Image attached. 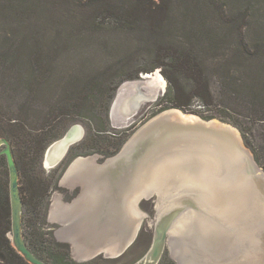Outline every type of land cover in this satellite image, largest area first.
<instances>
[{
	"label": "trees",
	"instance_id": "16d2710c",
	"mask_svg": "<svg viewBox=\"0 0 264 264\" xmlns=\"http://www.w3.org/2000/svg\"><path fill=\"white\" fill-rule=\"evenodd\" d=\"M159 68L168 88L158 113L190 112L202 102V116L236 126L264 169V0H0V138L13 146L23 235L41 259L95 264L104 258L75 261L70 244H47L39 220L47 219L51 189H62L59 182L74 159L95 151L105 160L121 150L127 137L107 142L97 136L109 131L115 92ZM77 117L105 124L71 149L51 185L46 152ZM0 163V264H30L10 238L5 155ZM58 248L64 249L62 259ZM159 264H166L163 257Z\"/></svg>",
	"mask_w": 264,
	"mask_h": 264
},
{
	"label": "water",
	"instance_id": "95a60500",
	"mask_svg": "<svg viewBox=\"0 0 264 264\" xmlns=\"http://www.w3.org/2000/svg\"><path fill=\"white\" fill-rule=\"evenodd\" d=\"M146 74L149 73L141 74L140 79L125 81L118 87L110 109L114 129L132 127L137 121L141 104L159 99L156 87L152 86L150 80L144 79ZM175 110L187 114L179 108L158 113L141 125L115 156L104 160L108 167L122 170L116 174L115 185L111 182L112 192L108 195L105 193L107 197L104 194L107 210L114 206V200L119 203L122 194L130 190L133 174L145 164L147 169L143 168L141 178L155 173L157 182L163 188L169 182L179 181L188 196L194 199L183 198L178 203L195 209L193 219L185 217L184 221L179 220V215L185 212L182 209L159 217L151 249L134 264H159L167 245L171 246L172 255L178 264H264V169L257 164L240 130L235 126L200 117L195 122L184 121ZM75 125L48 148L44 165L56 147L68 138ZM80 141H73L69 149ZM162 142L172 144L168 152L171 156L169 161H164L161 155L164 152H155L157 155L153 152ZM208 153L212 155L208 156ZM0 155L6 156L10 173L12 243L30 264H49L30 249L23 235L20 172L13 146L5 137L0 138ZM162 163H167L164 170H161ZM240 187L253 191L252 198L256 203L253 217L233 214V206L238 203L232 199L239 194ZM155 194L152 192L151 197ZM211 197H215L218 208L211 204ZM222 198H228L226 209L220 204ZM172 202L177 204L176 201ZM136 239L137 236L116 258L123 256ZM193 250L198 255L195 256ZM97 256L80 261L86 262ZM104 256L112 259V256Z\"/></svg>",
	"mask_w": 264,
	"mask_h": 264
},
{
	"label": "bare ground",
	"instance_id": "6f19581e",
	"mask_svg": "<svg viewBox=\"0 0 264 264\" xmlns=\"http://www.w3.org/2000/svg\"><path fill=\"white\" fill-rule=\"evenodd\" d=\"M144 79L150 80V83L152 84V86L156 87V89H157L156 96L161 97L163 95V93H166L167 87H168V82L165 79V77L163 76V74L160 72V70L155 71L154 73H149V74L144 75ZM175 111L178 113V115L184 121L195 122V121L199 120V117L196 115H192V114H188V113L185 114V113L181 112L180 110H175ZM82 133H83V129L81 127H79L78 125H75L73 127L72 131L70 132V134L68 135V138L64 139L59 144V146L56 147L55 153L52 156L53 161H52V159H49L51 156L46 159L47 165L51 166L52 164H54L55 156L56 157L58 156L56 159L63 157L64 154L66 153V151L69 149L70 144L73 141L81 140L80 138L82 137ZM182 137H181V139H182ZM171 145H172L171 143L169 144L168 142H162L159 145H157V147L153 150V152L154 153L157 152V154H159L160 151L164 152V153H161V155H163L165 158L164 161H169L171 159V156L168 152H169V149L171 148ZM211 155H212V153H208V156H211ZM166 164L167 163H162L161 170L165 169ZM143 168L147 169V165L146 164L142 165L140 167L141 170L136 171V174H133L134 177L131 179L130 190L125 191V193H124L125 195L121 198V201L123 202V208H124L122 210V212L124 214H122V212H121L120 214H118L116 216L115 213H114V215H112L111 212H109L108 214H111L112 216L110 217V221L108 223H106V220L102 221V220H100V218H98L99 216L102 217V214H107V212L104 213L103 212V206L101 205V203L99 205V203H97V202L100 198H104L105 193H107V195H108L109 192H112V190H113V188H111L112 183L114 184V182L116 180L115 178L117 175L109 174L108 177H106L104 179L97 177L98 181L95 184V182L93 180L89 179L88 175L86 176L87 178L84 177L83 174H81L82 170L81 169H80L81 171L79 170L80 178L81 179L85 178L86 181H88V187L92 188V189L88 190L86 193L92 194V196H89L88 198H84L83 201L80 200L81 202H79V205H73L67 211L62 210V215L66 216V217L69 216L73 212H75V213H73L74 215H76L77 213L78 214L80 213L83 216L80 218L81 223H79V224L77 223V224L79 225L80 234L83 237L82 239L85 242H88L89 244L86 247L82 244L76 245V250L78 249L77 250V257H80L81 255L86 254L88 251L89 252L91 251L90 253H92V254L89 255V258L95 257L97 255H101V254H103V255L105 254L108 256H112V258L113 257L116 258L117 255H119L126 247H128V245H130L133 242V239L135 238L137 229L141 224V222H139V219L142 217V215L139 217L140 211L139 210L137 211V203L139 202V199H141L143 197H151L152 192L156 193L154 196L161 198L160 199L161 201H159V203H161L160 204V206H161V209H160L161 217L168 214L169 212H171L173 210L182 209L184 211L186 210V212L185 213L182 212V214L179 215V217H178L179 220L184 221L185 217H187L189 219L194 218L193 216L196 215V213L195 214L193 213L195 210L194 208L181 206L178 204L179 201L182 200L183 198H189V199L192 198L193 199V197L188 196L187 191L179 184V181H175V182H171V183L169 182V184L165 188H163V186H161V183L157 182V177L155 176V173H152V174L150 173V175L146 174V178H141ZM119 170H121V168H118L116 170V173L119 172ZM121 172H122V170H121ZM93 177H95V176H93ZM105 181H107V183H106L107 187L106 188L104 185ZM246 189L247 188H245V187H240L238 190L239 194L234 196V199H232L233 202H236V204L238 203L236 206H233V208L235 210L233 212V214L235 216L247 215V216L253 217L255 215L256 203L253 201V198H252L253 197V195H252L253 191L252 190L246 191ZM173 192H176V195L173 194ZM107 195L105 194L106 197H107ZM173 195H175V196H173ZM119 198H120V196H119ZM228 198H230V196ZM228 198H222V202L220 203L224 209H226V207L228 206V205L226 206V200ZM172 201H176L177 204H173ZM210 201H211L212 205H215L214 206L215 208H218V205L216 204L217 201H216L215 197H211ZM194 203L195 204L197 203L196 200ZM128 204H130L129 208H128ZM172 205H174V207ZM200 205H202V204H200ZM197 208H198V206H197ZM60 210L61 209L59 207L56 209L57 214ZM114 210H115V208H114ZM115 211H117V210H115ZM129 213H131V215ZM57 214H56V216L58 218H60L61 216L57 215ZM128 219L130 220V225L133 226L131 228L132 229L131 236L121 246H120L121 242H119V241L112 243L111 238L113 236H116V234L112 233V232L117 231V232L123 233V234L130 233V230H129L128 225H127ZM133 219H134V221H133ZM115 229H117V230H115ZM106 235H107L108 243L107 242L104 243L106 240ZM118 235H120V234H118ZM136 241L137 240H135V242ZM130 247L128 248V250L130 249ZM178 252H180V251H178ZM192 252L194 253L195 256L198 255L196 250H193Z\"/></svg>",
	"mask_w": 264,
	"mask_h": 264
},
{
	"label": "rangeland",
	"instance_id": "374dc122",
	"mask_svg": "<svg viewBox=\"0 0 264 264\" xmlns=\"http://www.w3.org/2000/svg\"><path fill=\"white\" fill-rule=\"evenodd\" d=\"M148 65L149 64H139V66H143V67L148 66ZM158 70H160V72H161V68L156 69L155 71H158ZM138 79H140V78H138ZM116 92H115V95H116ZM163 97L164 96L159 97V99L157 101H155V102L145 101V102H143L141 104L140 109H139V112H138V115L136 117L137 121L132 126L133 129L130 130L129 132L128 131L125 132L126 129H114L113 128L112 123H111V119H110V111H109L108 118H107V121L108 122L106 121L107 124H108V130L109 131L107 133H105V134L104 133H100L102 135H97L98 138H101L102 140L106 139V140H108L107 142H109V141H113V142L119 141L120 139H124L126 137L129 139L130 136L141 125H143L144 123H146L149 119H151L153 116H155L160 111V109L162 107V105H160L161 104V99ZM114 99H115V96L113 98V101H114ZM111 105H112V103H111ZM204 108H205V106L203 105V103L200 102V101H197L195 103V105H193V107H191V111L190 112H186V113H190L192 115H196V116H198V117L206 120L202 116V113L205 111ZM110 109H111V107H110ZM214 119H217V120L222 121L220 118H214ZM91 120L87 119L86 117H77V119H76V122H75L76 125L82 126L83 132L85 130L83 139H81L82 141L88 136V133L89 132L95 134L94 130H97V131L98 130H101L102 129V126H103V123L105 124V122H104L105 120L104 119H103V121H100V120L97 121L95 119L92 120V121ZM211 120H213V119H211ZM116 135L118 137L116 138V140H114L113 139V136H116ZM80 143H81V141L78 142L77 144L73 145L70 149H68L69 150V153H70V151H71V149L73 147L75 148ZM68 150L66 151V153L68 152ZM93 153L94 154H92L90 156L96 155V156L99 157V159H100L101 162L104 161L103 160V155L100 154V152L99 153H96L95 151H93ZM65 154H64V156H65ZM57 157L55 156V158H54V163L55 164H52L51 165L52 168L48 167V165L46 164V161H45V165H44L45 168H46L45 169V172H46V176L45 177L47 178L48 182L52 183L51 185H54V182L56 180V177L59 175L57 173L58 170H57L56 173H54L56 171L54 169H56L57 167H59V165L63 162L62 161L59 164V162L61 161V159L63 157L56 159ZM67 157H68V155H67ZM81 157H87V156H81ZM49 159H52V161H53V158L52 157H50ZM3 170L4 169L2 167V163H0V174H2ZM49 175H50V177H49ZM4 179H5V177L4 176L3 177L1 176V181L3 180V182H4ZM20 184H21V175H20ZM0 185H1V182H0ZM21 192H22V190H21ZM57 193L64 194V196H65V198H66L67 201L71 200L76 195V192L74 193V192H70V191H68L66 189H63V188L61 190H59L58 188H56V189H51V200H52V197L55 194H57ZM173 194L176 195V192H173ZM175 195H173V196H175ZM56 196H58V195H56ZM160 199L161 198H159L157 196H154V197H143V198L139 199V202L141 201V203L139 204V207L140 208L137 207V211L138 210L140 211L139 212V217L142 215V217L139 219V222H143V223H142L141 232L139 234V237H138L137 241L130 247V249L121 258H119L117 260H112L113 258L111 259V258H107V257L104 256V258H101L95 264H134V263L138 262L140 259H142L148 253V251L151 249L152 244H153V241H154V237H155V225H156L157 220L159 219V217H161V214H160V209H161L160 204L161 203H159V201H161ZM172 206L174 207V205H172ZM129 207H130V204H128V208ZM51 209H52V206L50 207V211L49 212H51ZM23 211H24V207H23ZM185 212H186V210H185ZM185 212H183V213H185ZM122 214H124V213L122 212ZM129 214L131 215V213H129ZM49 217L50 216L47 215V219L45 221L42 220V218H41V220H39V223L42 226L41 233L44 234V238L47 240V244H49V241L52 240V239H55L57 242H61L57 238V232H58L59 225L50 223L49 222ZM133 221H134V219H133ZM62 251H64V249H61V248H58L55 251V253L57 254V257H59L61 259H62V254H64V252H62ZM71 252H72V249H71ZM74 254H75V252H74ZM72 257H73V253H72ZM163 258H164V263H166V264H169L168 261H167V259H171L176 264H178V262L176 261V259L172 255V248H171L170 245H167V247L165 249V252L163 254Z\"/></svg>",
	"mask_w": 264,
	"mask_h": 264
},
{
	"label": "crops",
	"instance_id": "0c3cea01",
	"mask_svg": "<svg viewBox=\"0 0 264 264\" xmlns=\"http://www.w3.org/2000/svg\"><path fill=\"white\" fill-rule=\"evenodd\" d=\"M68 153H69V150L65 154V156L61 159L59 164L67 157ZM105 162L106 161H102L101 162L99 157L96 156V155L87 156V157H77L76 159H74L73 162L70 164V166L65 171L64 175L62 176V178H61V180L59 182V186L61 188H63V189H66V190L70 191V192H74V193L76 192V195L71 200L67 201L65 196H64V194L57 193V194H55L52 197V200H51L52 201V203H51L52 209H51V212H49V216H50L49 217V222L52 223V224L59 225L58 232H57V238L61 242L70 244L71 249H72V253H73V259L75 261H77V262H81L80 259H82V258H85V257L89 258V255L92 254V253H90L91 251L90 252L88 251L86 254L81 255L80 257H77V250L78 249L76 250V245H79V244L81 245L82 244V245H84L86 247L89 244L88 242H85L82 239L83 237L80 234V228H79V225H78L79 223H81L80 222L81 221L80 218L83 217V216L80 213L79 214L77 213L76 215H74L73 213H75V212H73L69 216L63 218L62 217L63 216L62 215V210H69L70 207L73 206V204L76 203V205H79V202L83 201L84 198H88L89 196H92V194L86 193L88 190H90L92 188L88 187V181L80 178V174H79V170L80 169L82 170L81 174H83L84 177H86L88 175L89 179L93 180L95 182V184L98 181L97 177H99L101 179H104V178L108 177L109 174H113V175L117 174L116 173L117 168L116 167L110 168V167H108L105 164ZM72 175L75 178L73 180H71V179L68 180V178L71 177ZM93 176H95V177H93ZM66 177H67V180H66ZM56 195H58V196H56ZM124 195L125 194H122L121 198ZM100 199L98 200L97 203H99V205L101 203V205L103 206V212L104 213L111 212L112 215H114V213H115V215L117 216L124 209L123 208V202L121 201V199H120L119 203L116 202V200L113 201V205L114 206L110 207L112 210L110 208H108V210H107V208H105L106 207L105 205H107V201L103 200V198H100ZM140 203H141V201L137 203V207L138 208H140L139 207ZM58 207L61 208V210H60L61 212L59 211L58 214H57L56 209ZM114 208L117 211H115ZM56 214L60 215L61 217L58 218L56 216ZM111 214L110 215L102 214V217L99 216L98 218H100V220H102V221L106 220V223H108L110 221V217L112 216ZM142 223L143 222H141L140 226L137 229V232H136V235H135V236H137V238L139 237V234L141 232ZM127 225H128L129 230H130V233L123 234V233H119L117 231L112 232V233L116 234V236H113L111 238L112 243L119 241V242H121L120 243V246H121L129 239V237L132 234V229L131 228L133 227L132 225H130V220L129 219L127 220ZM115 230H117V229H115ZM118 234H120V235H118ZM106 242L108 243L107 235H106V240H105L104 243H106ZM74 252H75V254H74Z\"/></svg>",
	"mask_w": 264,
	"mask_h": 264
},
{
	"label": "flooded vegetation",
	"instance_id": "af4514ba",
	"mask_svg": "<svg viewBox=\"0 0 264 264\" xmlns=\"http://www.w3.org/2000/svg\"><path fill=\"white\" fill-rule=\"evenodd\" d=\"M79 127H81L82 128V126H80V125H78ZM83 129V128H82ZM83 136H84V132L82 133V137L80 138V139H83ZM46 164H47V162H46ZM55 164V163H54ZM48 167H50V168H52V166H48ZM75 177H73V175L71 176V177H69L68 178V180L69 179H71V180H73ZM66 180H67V177H66ZM84 180H86L85 178H84ZM73 205H76V203L75 204H73ZM61 209V208H60ZM63 211H67V210H63ZM70 213V212H69ZM63 218H65L66 216H62Z\"/></svg>",
	"mask_w": 264,
	"mask_h": 264
}]
</instances>
